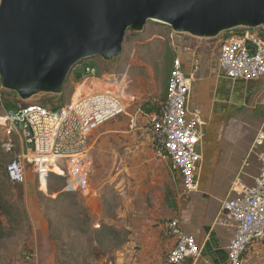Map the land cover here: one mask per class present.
<instances>
[{"label":"rangeland","instance_id":"rangeland-1","mask_svg":"<svg viewBox=\"0 0 264 264\" xmlns=\"http://www.w3.org/2000/svg\"><path fill=\"white\" fill-rule=\"evenodd\" d=\"M225 33L214 38L178 33L174 38L176 44L184 43L198 50L201 60L213 61L220 55ZM171 34L169 25L152 20L142 32L128 30L120 57L111 61L101 57L83 59L69 74L60 94L40 93L23 100L0 83V196L3 201L0 211L4 233L0 240V264H116L127 251L135 252L130 249L134 246L126 214L133 185L129 180L131 175L118 172L116 160H110L109 170L104 171L101 158H94L90 177L93 189L88 195L68 190L67 178L63 176L50 175L48 181L44 177L41 186L30 169H27L25 183H12L6 167L15 153L5 149L8 136L2 117L6 110L12 109L7 108V101L16 108L33 103L60 108L71 102L77 91L87 93L91 88H106L107 82L114 78L126 88L132 108L138 104L163 102L172 56L177 54ZM88 67L96 74L95 79L89 78ZM12 139L16 143L15 151L19 152V136L13 134ZM167 195L174 196L169 190ZM42 246L47 250L43 254L45 258L40 259ZM258 246L254 254L252 249L247 251L245 264H264V244ZM189 260L187 258L186 262Z\"/></svg>","mask_w":264,"mask_h":264},{"label":"crops","instance_id":"crops-1","mask_svg":"<svg viewBox=\"0 0 264 264\" xmlns=\"http://www.w3.org/2000/svg\"><path fill=\"white\" fill-rule=\"evenodd\" d=\"M178 45L176 55L184 56L185 71L194 74L191 103L202 106L205 123L197 189L186 192L180 175L158 151L152 119L161 112L165 100L132 108L127 99V115L116 116L90 136L94 158H101L103 170L110 168V160H116L118 172L131 175L133 183L126 214L134 246L130 249L135 252L127 251L116 264H169L167 256L174 245L168 228L171 218H179L182 228L193 234L201 247L198 258L181 264H226L234 227L220 214L222 202L237 178L250 185L260 170V147H252L257 133L264 131V79L233 80L221 74L219 57L201 60L198 50L194 55L184 50V43ZM262 244L255 243L249 249L254 254ZM46 250L41 247L40 259L45 258Z\"/></svg>","mask_w":264,"mask_h":264},{"label":"built area","instance_id":"built-area-1","mask_svg":"<svg viewBox=\"0 0 264 264\" xmlns=\"http://www.w3.org/2000/svg\"><path fill=\"white\" fill-rule=\"evenodd\" d=\"M238 28L243 30L238 31ZM225 31L219 55L222 75L233 80L264 79V29L238 27ZM237 30V31H236ZM236 31V32H235ZM172 29V44H176ZM184 50L196 51L185 45ZM89 78L95 79L92 68ZM193 72L185 71L181 54L175 56L167 83V97L161 112L153 117V133L158 151L168 158L171 170L181 177L186 192L197 189L203 153L199 145L205 136L203 109L192 104ZM106 88L74 96L60 108L33 103L6 110L2 122L8 140L4 143L15 157L7 164L6 174L12 183L27 181V169L36 173L42 186L43 178L56 174L67 178L68 190L84 195L92 191L91 169L94 164L90 136L95 128L126 111V88L117 78L110 79ZM133 98V97H132ZM17 134L21 145L16 152L12 135ZM260 147V170L254 182L246 185L236 179L221 205L220 214L234 227L227 246L226 264H245L246 253L255 243H264V131L260 130L253 150ZM248 163L245 162V165ZM174 238L167 262L181 264L187 258H198L201 247L193 234L186 232L179 218L168 221Z\"/></svg>","mask_w":264,"mask_h":264},{"label":"water","instance_id":"water-1","mask_svg":"<svg viewBox=\"0 0 264 264\" xmlns=\"http://www.w3.org/2000/svg\"><path fill=\"white\" fill-rule=\"evenodd\" d=\"M150 20L214 38L264 29V0H1L0 83L23 100L60 94L83 59L120 57L126 32Z\"/></svg>","mask_w":264,"mask_h":264},{"label":"trees","instance_id":"trees-1","mask_svg":"<svg viewBox=\"0 0 264 264\" xmlns=\"http://www.w3.org/2000/svg\"><path fill=\"white\" fill-rule=\"evenodd\" d=\"M173 53V52H172ZM174 56H172L173 58H172V64H173V60H174V57H175V54H173ZM171 72V71H170ZM7 108H9V109H13V107L14 108H16V106L14 105V104H12V103H10L9 101H7ZM1 204H3V201H2V197L0 196V208H1ZM1 215H2V213H1V211H0V240L2 239V237H3V224H2V219H1Z\"/></svg>","mask_w":264,"mask_h":264},{"label":"bare ground","instance_id":"bare-ground-1","mask_svg":"<svg viewBox=\"0 0 264 264\" xmlns=\"http://www.w3.org/2000/svg\"><path fill=\"white\" fill-rule=\"evenodd\" d=\"M81 93H83V92L79 90V91H77V93L75 94V96H77V95H79Z\"/></svg>","mask_w":264,"mask_h":264}]
</instances>
